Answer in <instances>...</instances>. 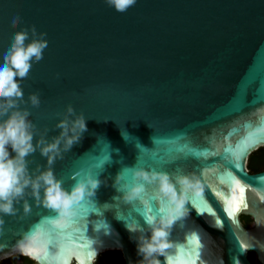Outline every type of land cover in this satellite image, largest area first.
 I'll use <instances>...</instances> for the list:
<instances>
[{
    "label": "water",
    "instance_id": "obj_1",
    "mask_svg": "<svg viewBox=\"0 0 264 264\" xmlns=\"http://www.w3.org/2000/svg\"><path fill=\"white\" fill-rule=\"evenodd\" d=\"M13 13L20 16L15 26ZM33 26L47 34L48 45L22 87L24 99L37 93L40 105L22 107L41 134L49 129L48 139L59 134L58 114L68 105L89 118L80 141L53 169L66 190L76 173H93L101 183L70 218H57L30 196L28 214L22 201L16 204L18 213L3 216L0 225V264L16 256L33 260L17 241L29 230L48 229L55 244L38 264H96L112 251L121 252L124 264H137V237L149 235L142 229L160 215L161 203L154 186L147 203L113 199L120 195L115 177L134 166L166 172L173 181L195 175L199 197L223 224L198 214L189 206L198 195L187 193V214L172 225V247L161 264H252L251 252L264 264V172L248 168L264 148V0H136L124 12L106 0H0V51L12 33ZM253 141L237 167L234 153ZM27 159L30 170L46 165L39 151ZM235 180L245 188L247 208L233 222L216 193L239 196ZM242 216L254 220L251 229ZM193 233L198 258L189 251Z\"/></svg>",
    "mask_w": 264,
    "mask_h": 264
},
{
    "label": "clouds",
    "instance_id": "obj_2",
    "mask_svg": "<svg viewBox=\"0 0 264 264\" xmlns=\"http://www.w3.org/2000/svg\"><path fill=\"white\" fill-rule=\"evenodd\" d=\"M106 3L124 12L136 0H127L126 3L106 0ZM19 20V14L13 13L9 23L15 26ZM46 35L37 34L34 26L31 30L22 28L12 33L8 45L0 51V225L3 224V216L18 213L16 204L21 201L24 214H28L31 210L27 200L29 196L38 205L54 210L59 219L74 217L81 202L86 197L94 196L101 183L93 173H76V183L66 190L63 178L58 177L53 169L54 163L63 159L64 153L80 141L87 131L86 120L89 118L68 105L65 113L58 114L62 116L55 124V128L60 129L59 134L48 139L49 129L41 134L30 119V110L22 107L29 103L32 107L40 105L37 93H31L27 100L24 99L22 81L27 78L32 65L43 58L48 45ZM121 134L126 139L125 132L121 131ZM34 137L37 138L35 143ZM37 151L46 158V165H37L30 170L27 157ZM125 173L130 174V180L125 179ZM148 186H154L161 208L160 215L148 219L146 230L142 229L149 235L137 237V255L142 257L137 264H161L159 257L165 256V250L172 247L168 239L172 225L187 214L186 194L193 192L199 195L201 182L195 175H179L173 181L166 172L134 166L115 177L113 187L120 195L113 199L125 203H147ZM51 223L59 226L58 219H53ZM16 246L22 254L37 261L44 249L43 233L29 230L21 235Z\"/></svg>",
    "mask_w": 264,
    "mask_h": 264
},
{
    "label": "snow or ice",
    "instance_id": "obj_3",
    "mask_svg": "<svg viewBox=\"0 0 264 264\" xmlns=\"http://www.w3.org/2000/svg\"><path fill=\"white\" fill-rule=\"evenodd\" d=\"M119 3H126L127 0H118ZM255 141L251 143H242L236 153H234L236 159L232 161L233 164H235L237 167H239L238 160L241 156H243L249 148L253 146ZM99 166V165H98ZM235 187L239 191L240 195L239 196H232L231 199L225 198L222 196L220 193H216L218 196H221L222 199H224V203L226 205L225 211L227 212V215L229 219H232L233 222H235V217L236 215L241 211L242 208H247V204L245 202V188L241 184L240 180H235ZM190 207L196 208L198 214L203 215L207 213L208 215L215 217L214 224L216 227H223L222 221L219 217H217L215 211L208 205V203L201 197L197 199L191 200V203L189 205ZM51 223V222H49ZM43 233V242H44V249L41 250L39 255H47L49 253H52L49 251V245H54L55 244V237L53 235V232L51 229L44 230L42 231ZM236 239L240 241V237L237 235ZM190 245H195V247H190L189 251L192 256H196L198 258V249H199V239L196 236L195 233H193L190 237ZM239 246L243 249L246 248L247 245L244 244L242 241H240ZM54 248V247H53ZM47 249V252L45 251ZM55 249V248H54ZM55 252V251H54Z\"/></svg>",
    "mask_w": 264,
    "mask_h": 264
},
{
    "label": "trees",
    "instance_id": "obj_4",
    "mask_svg": "<svg viewBox=\"0 0 264 264\" xmlns=\"http://www.w3.org/2000/svg\"><path fill=\"white\" fill-rule=\"evenodd\" d=\"M249 172L250 174H257V173H262L264 172V148L259 149L257 152L253 153L249 159V164H248ZM242 222L243 225L245 226L246 229H249L251 227V224L253 222L252 218L248 216H242ZM114 259V264H124L123 256L121 252H106L99 256L97 262L101 264H106L105 260L106 259ZM24 259L25 264H37L33 260L27 258V257H21V256H16L14 258H10L8 260H5L1 262V264H16L18 260ZM249 260L251 261L252 264H260L259 261L257 260L256 255L251 252L249 254Z\"/></svg>",
    "mask_w": 264,
    "mask_h": 264
},
{
    "label": "flooded vegetation",
    "instance_id": "obj_5",
    "mask_svg": "<svg viewBox=\"0 0 264 264\" xmlns=\"http://www.w3.org/2000/svg\"><path fill=\"white\" fill-rule=\"evenodd\" d=\"M251 218V217H250ZM242 219V218H241ZM253 220V219H252ZM243 223V222H242ZM254 226V220H253V222H252V224H251V227L249 228V229H251L252 227ZM114 259L112 260V259H110V258H108V259H106L105 260V263L106 264H114ZM16 264H25V260L24 259H20V260H18L17 261V263ZM96 264H101V263H99V262H96Z\"/></svg>",
    "mask_w": 264,
    "mask_h": 264
}]
</instances>
